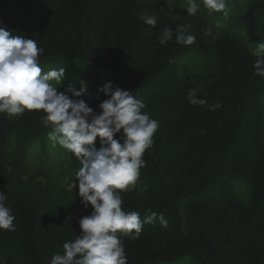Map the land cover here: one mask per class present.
Wrapping results in <instances>:
<instances>
[{"label": "trees", "instance_id": "1", "mask_svg": "<svg viewBox=\"0 0 264 264\" xmlns=\"http://www.w3.org/2000/svg\"><path fill=\"white\" fill-rule=\"evenodd\" d=\"M196 2L190 21L187 0H0V26L44 49L42 72L65 68L58 91L84 80L99 111L98 89L111 81L159 123L122 208L141 220L162 213L168 226L156 219L137 239L118 234L127 264H264V77L253 69L264 0H228L226 14ZM142 12L157 17L154 28ZM178 25H190L193 44L175 42ZM165 27L174 37L161 45ZM190 89L221 107L192 106ZM41 115L0 113V192L15 216L14 231L0 229V264H50L92 210L68 188L78 160L53 146ZM37 180L45 186H26Z\"/></svg>", "mask_w": 264, "mask_h": 264}, {"label": "clouds", "instance_id": "2", "mask_svg": "<svg viewBox=\"0 0 264 264\" xmlns=\"http://www.w3.org/2000/svg\"><path fill=\"white\" fill-rule=\"evenodd\" d=\"M202 2L210 13L227 12L228 0ZM198 9L196 0H187L188 15H195ZM138 18L153 28L157 24L153 14L142 12ZM188 27L177 26V44L194 43L195 36L186 34ZM173 37V29L165 27L157 39L165 45ZM43 52L35 40L13 35L0 26V113L14 118L25 111L42 112L41 123L52 129L48 138L53 146L58 144L79 162L69 190L78 187L82 207L92 209L79 219V234L63 244V253L53 255L50 264H127L125 247L118 234L137 239L143 226L156 219L162 227L168 226L162 213L150 212L141 220L137 211L122 208L121 192L135 187L140 169L145 166L143 155L151 148L159 123L142 112L146 106L133 92L114 86L111 81L98 89L107 97L99 103V111L86 102L89 90L84 80L79 81V90L70 83L58 91L55 85L64 80L65 68L42 72L38 57ZM254 55L257 57L254 75L264 77V44L258 46ZM197 92L196 89L188 92L192 106L208 110L221 107L219 103L208 105L206 99L198 98ZM5 199L0 192V229L14 231L15 216L5 205Z\"/></svg>", "mask_w": 264, "mask_h": 264}, {"label": "rangeland", "instance_id": "3", "mask_svg": "<svg viewBox=\"0 0 264 264\" xmlns=\"http://www.w3.org/2000/svg\"><path fill=\"white\" fill-rule=\"evenodd\" d=\"M188 20L190 21H195L199 19V15L195 14V15H187ZM182 19V18H181ZM72 82L73 86L76 85V81L74 80V78H71V80H69L68 84H70ZM45 186L44 182L42 180H37L34 184H26L27 187H31V186Z\"/></svg>", "mask_w": 264, "mask_h": 264}]
</instances>
